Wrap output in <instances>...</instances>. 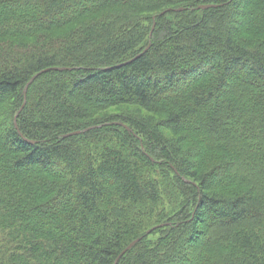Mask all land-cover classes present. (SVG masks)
<instances>
[{
  "label": "trees",
  "instance_id": "obj_1",
  "mask_svg": "<svg viewBox=\"0 0 264 264\" xmlns=\"http://www.w3.org/2000/svg\"><path fill=\"white\" fill-rule=\"evenodd\" d=\"M0 264H264V0H0Z\"/></svg>",
  "mask_w": 264,
  "mask_h": 264
},
{
  "label": "rangeland",
  "instance_id": "obj_2",
  "mask_svg": "<svg viewBox=\"0 0 264 264\" xmlns=\"http://www.w3.org/2000/svg\"><path fill=\"white\" fill-rule=\"evenodd\" d=\"M25 42H26V40H25ZM9 103L4 104V106L2 108L4 111L8 107H11ZM81 105L86 106V103L83 101L81 103ZM103 115L105 117H109L108 120H110V119L111 120H116L117 117H122L124 119L125 118H128V117H133V118L138 117V118H143L144 120H146L148 122H159L160 123V122H163L164 119H165V113H161V114H147L146 112L142 111L140 108H138V107H132V106H130V107L129 106H123V107L112 108V109H109L107 112H105ZM160 131H162V132L165 133V131H163V130H160ZM169 135L172 138H179V139H183V138H185L187 136V134L185 132H183L182 134H174V135L169 134ZM184 146L186 148H190L191 147V142H189V141L187 142L186 141L185 144H184ZM66 169L67 168L62 165V166H60V170L58 172L59 173L66 172ZM57 207H59V205L58 204H55V206L54 205L53 206L51 205L49 208L50 209H53V208L56 209ZM206 222H207V220H205L202 223L198 224L197 225V228L200 229L202 232H204L205 231ZM201 237H203V236H201ZM193 245L196 246V247H199L200 246V243H195Z\"/></svg>",
  "mask_w": 264,
  "mask_h": 264
},
{
  "label": "water",
  "instance_id": "obj_3",
  "mask_svg": "<svg viewBox=\"0 0 264 264\" xmlns=\"http://www.w3.org/2000/svg\"><path fill=\"white\" fill-rule=\"evenodd\" d=\"M217 6H215V5H207V6H200L199 7V9H201V10H206V9H210V8H216ZM183 9H179V10H177V11H182ZM155 20V19H154ZM155 25H156V23H154V25H153V28H152V31H151V34H150V39H151V37H152V34H153V31H154V29H155ZM151 48V44L141 53V54H139V55H137L135 58H133V59H131L130 61H127V62H125V63H123V64H120V65H117L116 67H113V68H119V67H122V66H126V65H129V64H131L132 62H134L136 59H138L139 57H141L143 54H145L146 52H148L149 51V49ZM54 70H57V71H60V72H63V71H70L71 69H68V68H57V69H54ZM44 72H46V71H43V72H41V73H39V74H37L36 76H34L30 81H29V83L25 86V89H24V91H23V95H24V98L26 99V96H27V92H28V89H29V87L32 85V83L41 75V74H43ZM25 104H26V101H25V103H24V105H23V107L20 109V111H19V113H18V115L22 112V110H23V108H24V106H25ZM18 115L16 116V118H15V126L17 127V117H18ZM95 128H101V126H99V127H95ZM126 128V127H125ZM92 129H94V128H89V129H86V130H83V131H77V132H73V133H70V134H68V135H65L64 136V138H69V137H73V136H79V135H82V134H85L86 132H88V131H90V130H92ZM128 131H130L128 128H126ZM148 234H150V231L149 232H147V235ZM141 239H137V240H135V241H133L128 247H127V249L123 252V253H125L126 251H128V250H130L131 248H133L139 241H140ZM118 262V261H117ZM116 262V263H117Z\"/></svg>",
  "mask_w": 264,
  "mask_h": 264
}]
</instances>
